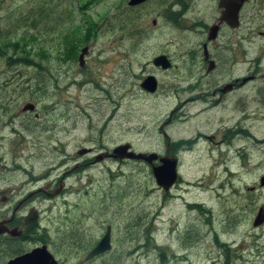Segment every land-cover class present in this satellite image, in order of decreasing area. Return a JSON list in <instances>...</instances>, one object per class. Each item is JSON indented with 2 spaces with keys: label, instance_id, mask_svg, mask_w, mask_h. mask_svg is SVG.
Segmentation results:
<instances>
[{
  "label": "rangeland",
  "instance_id": "1",
  "mask_svg": "<svg viewBox=\"0 0 264 264\" xmlns=\"http://www.w3.org/2000/svg\"><path fill=\"white\" fill-rule=\"evenodd\" d=\"M126 2L0 0V128L11 114L23 118L19 126L14 118L11 123L20 132L17 139L6 124L0 130L2 161H18L37 175L62 154L73 164L82 159L76 155L80 148L104 152L125 143L135 153L163 157L159 126L178 146L168 155L177 161V178L166 191L139 161L104 159L76 170L67 194L41 206L50 207L41 223L49 234L38 231L33 238L45 241L58 264H264V220L252 226L257 209L264 212V185L258 186L264 176V85L260 105L251 101L257 81L245 103L231 96L209 109L189 100L199 87L218 79L217 72L207 76L205 67L198 68L197 45L218 17L217 0H151L131 11ZM256 4L251 0L245 10L253 17L250 25L242 20L232 38L257 41L264 12ZM228 35L222 29L217 42ZM71 39L79 41L77 55L87 48L82 69L77 55L62 51ZM13 42L28 52H12L6 45ZM255 52L249 51L248 58ZM160 54L171 62L167 71L144 68ZM20 56L23 60L16 62ZM216 56L223 82L245 73L238 58L233 64L222 52ZM147 74L157 80L153 94L138 88ZM35 101L37 112L44 113L40 118L19 113L23 102ZM43 126H50L49 132ZM56 140L63 152H48L45 145ZM7 175L0 178V198L22 181L20 176L7 188ZM106 227L110 249L84 261ZM34 243L3 242L7 256L2 263Z\"/></svg>",
  "mask_w": 264,
  "mask_h": 264
},
{
  "label": "flooded vegetation",
  "instance_id": "2",
  "mask_svg": "<svg viewBox=\"0 0 264 264\" xmlns=\"http://www.w3.org/2000/svg\"><path fill=\"white\" fill-rule=\"evenodd\" d=\"M151 0H144L141 3H138L133 6H126L127 10L131 11L136 8H139L140 6H143L144 4L148 3ZM251 0H245L241 7L238 10L237 13V26L235 28H230L224 23L217 24L218 18L220 16L221 9L218 8V0L216 2V7L218 9V17L216 20L211 22L209 26L206 27L205 31L202 33V38L198 41V58L200 61H198V68H204L205 67V75L209 76L212 73L217 72L218 79H213L212 82H210L203 90L199 87L197 93L192 98H189V100L192 101H201L203 102L206 107L209 105V109H216L223 104L227 102V100L232 96H236V103L238 101L240 103H245L248 99L246 96L247 91L254 82H258L257 87H253V92L255 93V96L252 97L251 101L256 102L257 104H261V97L260 94L262 92V88L264 85V31L258 32V37L256 38V42L253 41V38H249L247 36H241V37H235L232 38L230 36V33L233 31H237L240 28L241 21H246L250 25L251 21L253 20V17L246 16L245 10L248 8V3ZM257 4L255 5V8L257 11L262 9V12H264V0H255ZM176 13H179V10L176 11ZM152 24L155 23V20L151 21ZM132 24V23H131ZM133 25V24H132ZM217 26L215 34L212 38L208 39V33L209 29L213 26ZM222 29H226V31L229 33L228 36L224 38V40L220 43L217 42L218 38L220 36V32ZM255 44V48L251 45ZM255 49V54L252 56V58H248V52L253 51ZM222 52L224 53L231 63L235 64L236 59L238 58V61L242 62L246 65L245 73L236 75L233 78L228 79L226 82H223L220 78L221 73L219 67H220V60L217 58L216 54ZM158 56H164L167 58V56L160 54L153 56L150 61L145 64L144 68L147 65H150L152 68L159 69L161 71H167L171 67V62L167 58V62L169 66L166 69L161 68L160 66H155L153 64V59ZM210 66V68H209ZM147 77H152L155 81V88L153 92L147 91V89L143 86V82ZM139 90H141L143 93L146 94H153L157 89V80L147 74L144 76V78L140 81ZM37 103H30V102H23L22 107L20 109V112L22 115L26 114L29 117H32L33 120H37L40 118V116L44 113L37 112ZM51 103V102H50ZM185 103V102H182ZM7 104H11L8 102ZM24 106H30L31 108H26L23 110ZM181 106L178 105L177 108ZM43 107V106H41ZM208 108V107H207ZM5 109H8L5 105ZM175 109L171 110L167 114L166 122L169 123ZM19 115H10L2 122V128L4 125L7 128H10L11 134L15 136V139L18 138L20 132L19 130H14L12 127L13 125L11 123H14L13 118L17 121L18 126L19 124H22V119L19 118ZM21 119V120H20ZM21 121V122H20ZM54 125V124H53ZM41 124H36V129L40 127ZM55 126V125H54ZM0 128V130L2 129ZM42 131L49 132L47 130H50L49 127H42ZM158 131H160L161 136L163 137L165 141V155L168 157V155L176 154L177 151V145L170 142L168 136L165 135V133L162 131V127L159 126ZM4 140L3 136H0V142ZM47 140H51L49 137ZM54 146L45 145L44 148H47L48 152H59L62 153L63 149L61 148L59 141H54ZM126 144V143H125ZM129 145V144H128ZM39 146L42 147V144ZM48 147L50 149H48ZM129 148L131 150V147L129 145ZM83 148H80L81 150ZM89 151L85 152L83 155H78L76 151V155L80 156L82 159L79 162H74L72 164V159H70L68 154L60 155V160L56 162V164L47 165L46 167H43L37 175L33 174V171L28 170L27 166H22L19 164L18 161H11L9 163L3 161L0 157V161L3 162L2 166H0V178L2 173H7L8 175L3 178V182L10 186L11 183L16 181V179L22 177L21 183H19V186L9 187V189H6L5 193L6 195H3L0 198L1 205L4 208L0 209V223H2V227L5 229L3 233L0 234V245H3V242L10 243H19V242H25L26 244H29V242H37L34 243V245L31 248H37L41 246H45L47 248V244L43 240L44 243H42V240L40 238H33L35 233L40 231L42 234H49V231L46 230L45 226H41V223L44 221V214L50 207L43 209L44 207H41L44 203H51L55 201V199L62 197L63 195L67 194V183L68 181H71L72 173L76 172V170H80L81 168L87 166L88 164H92L94 156L99 152H94L91 148H86ZM132 151V150H131ZM66 152V151H65ZM58 153V154H59ZM96 153V154H95ZM55 154V153H54ZM90 154V158L87 159L86 157ZM156 154V153H155ZM158 156V154H157ZM160 157V156H158ZM90 160V161H89ZM157 163H153L155 165ZM149 166V165H148ZM150 167V166H149ZM25 188H28V190L25 191ZM16 189H18V192L15 194H12ZM23 195V193H25ZM18 193L22 194V196L19 199H16L15 196L18 195ZM30 214L32 216H35V220L27 223V220H25V216L27 214ZM59 231V230H58ZM58 231L55 233L57 234ZM11 232V233H9ZM12 234V235H10ZM14 234H17L14 236ZM97 243V242H96ZM95 245V244H94ZM91 246L90 248L94 247ZM31 250V249H30ZM27 252V251H25ZM24 251L21 252L25 253ZM19 254V255H20ZM17 256V255H15ZM13 256V257H15ZM12 257V258H13ZM11 259V258H10ZM93 259V258H92ZM9 260V259H8ZM91 260V259H90ZM89 261V260H88ZM4 264V263H3Z\"/></svg>",
  "mask_w": 264,
  "mask_h": 264
},
{
  "label": "water",
  "instance_id": "3",
  "mask_svg": "<svg viewBox=\"0 0 264 264\" xmlns=\"http://www.w3.org/2000/svg\"><path fill=\"white\" fill-rule=\"evenodd\" d=\"M144 0H127L126 6H133L138 3L143 2ZM245 0H218V8L221 9L220 16L218 18L217 24L224 23L230 28H235L237 26V13L242 3ZM217 26H213L209 29L208 39L212 38L215 34ZM87 53V48L84 47L80 50L77 55V65L80 69L84 66V56ZM153 64L155 66H160L163 69H166L169 64L167 58L164 56H158L153 59ZM210 68V66H209ZM143 86L149 92H153L155 88V81L152 77H147ZM26 108H31L30 106H24L23 110ZM89 151L86 148H83L77 152L78 155H83L85 152ZM104 159H113V160H131L143 162L150 166L151 175L153 177L154 183L160 189L166 191L173 183L176 181V159L171 157H158L154 152L149 153H135L130 150L128 144L117 145L110 149L109 151L99 152L94 156L93 162L97 163ZM153 163H157L153 165ZM264 185V176L258 179V186ZM252 189V188H251ZM250 189V190H251ZM27 223L35 220V216L30 215L29 213L25 216ZM264 212L262 208H258L257 212L252 220V226L257 227L263 223ZM5 229L0 223V234L3 233ZM11 233V232H9ZM12 235V234H10ZM17 234H14V236ZM110 230L109 227L105 228V231L98 242L91 248L84 257V261H88L98 255H101L107 252L110 249ZM4 264H58L51 254L47 251L45 246L32 248L31 250L17 255Z\"/></svg>",
  "mask_w": 264,
  "mask_h": 264
},
{
  "label": "trees",
  "instance_id": "4",
  "mask_svg": "<svg viewBox=\"0 0 264 264\" xmlns=\"http://www.w3.org/2000/svg\"><path fill=\"white\" fill-rule=\"evenodd\" d=\"M88 2H90V1H93V0H87ZM42 10V9H41ZM126 15L127 14H125V17H126ZM117 16H119V15H117ZM120 16H122V15H120ZM119 16V17H120ZM120 18L119 19H117V23H118V27L120 26V24H121V22H120ZM128 26V24H127V21H125V23H123V30L126 28ZM78 43H79V41H77V40H73V39H71V40H68V41H66L63 45H62V51L64 52V53H68V54H72V57L73 58H75L76 57V50L78 49ZM7 47H9L10 49H11V51L13 52L14 51V49H16L15 51H14V53L16 52V53H21V51H23V53H27L28 51L27 50H24V49H22L21 51H20V46H19V44H18V42H13V43H8L7 45H6ZM21 58V56L18 58H15V60H16V62H18L19 61V59ZM25 59H26V57H24ZM21 60H23V58H21ZM42 243H44L43 242V240H42ZM224 249V248H223ZM24 250H18L17 252H15L14 253V256L15 255H19L21 252H23ZM6 251H5V249L4 248H2L1 247V245H0V264L3 262V260L5 259V257L7 256L6 254ZM160 257L162 258L163 257V253H162V250H161V252H160ZM3 264V263H2ZM223 264H227V261L226 262H224Z\"/></svg>",
  "mask_w": 264,
  "mask_h": 264
}]
</instances>
